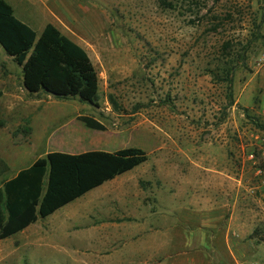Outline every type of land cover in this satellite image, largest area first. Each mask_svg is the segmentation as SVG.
Listing matches in <instances>:
<instances>
[{
  "label": "rangeland",
  "instance_id": "374dc122",
  "mask_svg": "<svg viewBox=\"0 0 264 264\" xmlns=\"http://www.w3.org/2000/svg\"><path fill=\"white\" fill-rule=\"evenodd\" d=\"M3 1L37 35L50 24L84 50L96 100L28 96L0 49V139L76 153L90 117L113 141L85 151L146 155L148 264H264V0ZM36 255L0 247V264H126Z\"/></svg>",
  "mask_w": 264,
  "mask_h": 264
},
{
  "label": "trees",
  "instance_id": "16d2710c",
  "mask_svg": "<svg viewBox=\"0 0 264 264\" xmlns=\"http://www.w3.org/2000/svg\"><path fill=\"white\" fill-rule=\"evenodd\" d=\"M165 8L172 6L165 2ZM260 38L264 41V36ZM0 49L20 67L21 85L28 96L41 93L58 100L78 98L86 103L95 102V75L84 50L50 24H45L37 35L14 17L3 0H0ZM227 72L211 73V78L217 83L227 82ZM78 121L86 129L105 131L103 125L90 117L80 116ZM254 125L264 132V124ZM24 133H28V128ZM145 161L146 155L137 148L76 155L47 153L2 184L0 240ZM0 168L6 169L1 161Z\"/></svg>",
  "mask_w": 264,
  "mask_h": 264
},
{
  "label": "crops",
  "instance_id": "0c3cea01",
  "mask_svg": "<svg viewBox=\"0 0 264 264\" xmlns=\"http://www.w3.org/2000/svg\"><path fill=\"white\" fill-rule=\"evenodd\" d=\"M85 130L86 137L74 141L79 151L66 154L87 152L85 150L93 144L108 145L113 141L105 131ZM0 144L6 147L0 151V161L6 167L5 170L0 168V189L17 172L47 153L55 152L42 153L36 140H29L22 147L1 137ZM116 150L119 149L115 147L110 152ZM143 164L89 190L52 214L37 217L21 231L0 240V247L22 259L38 258L36 253L47 252L66 259H115L119 263L148 264L151 261L148 252L152 251L154 241V214L152 206L145 200V193L139 188Z\"/></svg>",
  "mask_w": 264,
  "mask_h": 264
}]
</instances>
